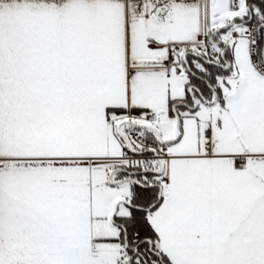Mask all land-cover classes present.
Masks as SVG:
<instances>
[{"label":"snow or ice","instance_id":"obj_1","mask_svg":"<svg viewBox=\"0 0 264 264\" xmlns=\"http://www.w3.org/2000/svg\"><path fill=\"white\" fill-rule=\"evenodd\" d=\"M0 264H264V0H0Z\"/></svg>","mask_w":264,"mask_h":264}]
</instances>
